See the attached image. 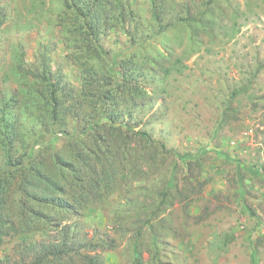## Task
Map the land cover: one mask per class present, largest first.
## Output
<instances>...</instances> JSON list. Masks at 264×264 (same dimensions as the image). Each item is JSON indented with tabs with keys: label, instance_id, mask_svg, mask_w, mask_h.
<instances>
[{
	"label": "rangeland",
	"instance_id": "obj_1",
	"mask_svg": "<svg viewBox=\"0 0 264 264\" xmlns=\"http://www.w3.org/2000/svg\"><path fill=\"white\" fill-rule=\"evenodd\" d=\"M69 3L0 0V173L14 178L2 216L19 231L4 236L0 264L63 238L80 248L49 264H135V249L140 264H264V0H100L90 32ZM107 87L117 91L107 115L130 109L117 122L154 143L107 134L141 160L103 156L113 186L76 204L59 163L77 162L72 138ZM7 148L60 179V206L25 198Z\"/></svg>",
	"mask_w": 264,
	"mask_h": 264
},
{
	"label": "trees",
	"instance_id": "obj_2",
	"mask_svg": "<svg viewBox=\"0 0 264 264\" xmlns=\"http://www.w3.org/2000/svg\"><path fill=\"white\" fill-rule=\"evenodd\" d=\"M99 1L100 0H92L91 5L88 6L86 5V0H70L69 8L74 10L75 14H77L80 23L83 25L84 30L86 31L88 30L90 32L91 28L90 16L93 15L91 7ZM151 12L152 19L156 21V12L154 10H152ZM162 30H165V28L160 27L158 28L157 32H160ZM47 83L49 85L51 84V82L48 80ZM56 91L57 88L52 87L50 89L52 100L50 115L52 120H56L57 107L59 105V102L55 95ZM115 94H117V91L112 87H107L104 90L102 88L100 90L98 95L101 96L98 103V110H96L95 112V119L93 118L89 121H86V123L83 125V129L80 131V135L72 138L73 146L78 147L77 151H73L72 153V157H75V160L77 162L70 161L64 164L58 162L59 168L61 169V178L64 177V175H69L70 179L67 178V182L69 183V185H71V188L73 185L76 187V189H78L77 195H75L76 190H73L74 193L72 194V198L76 204L81 201L86 202L88 198L94 197L98 194L100 195V190L102 189V187L109 189L113 186L110 183H112L114 169L112 166L110 168H104L105 162L103 160V156H105L106 154H110L111 157H116L114 163L119 162L118 160H122L123 162L132 163L134 167L135 164H138L141 160L137 149L133 145H130L128 143L124 144V142H121L120 147H110L109 142H107V134H110L115 138L121 136L125 141L127 140V142L129 141V138L134 135L138 145L146 146L149 143H154L148 132L142 130H134V127L128 125L127 121L117 122V117L122 115L125 116L126 114L129 115L130 109H127V111L126 109L124 111L119 110V112H117L116 114L114 111H110L107 115L106 111L108 105H106L105 103L109 101L110 105H115L117 98V95L115 96ZM130 103L131 102H127V104ZM102 118H104L106 122L99 125V120ZM3 120L4 119L1 117L0 123H3ZM59 120L61 122V125L65 122V118ZM115 122H117L118 125ZM10 154V148H7L6 164L8 166H12L15 173H19L18 176L21 179V182L18 184V187L21 188L25 198L27 200H30V202H38L41 205H49L50 203H52V205L56 204L57 206H60V202L53 201L55 199V197H53L54 194H56L57 192L63 193L65 190L63 189L64 185L61 183L60 179H53L52 177H49L48 175L42 173L39 165H36L37 162L33 161V154H29L27 165H24L22 161H12V157ZM118 154H122V157H118ZM177 156L182 159L188 158L187 154ZM84 175V183H80L82 182V178ZM13 179L14 178L12 171L3 173L2 175L0 173V244L3 242L4 236L9 235L10 232H19L15 228V222L11 219L10 216H2L4 215L2 214V212L4 210H7V207L4 205L7 200L5 198L7 188L9 187V185H11ZM172 186L173 177H170L166 181L164 190L162 191V198H167ZM19 223L21 225L22 221H20ZM66 233H68V231H66ZM72 245H66V241L64 238L60 243H47L45 246L43 245L42 247H40V251L35 252L32 261H25L24 264H49L53 263L55 260H62L63 257L67 255L72 249L78 250L80 248L77 246L76 249ZM139 256L140 255L135 249V264H140ZM93 259L94 258L92 257H87L89 264H98V262Z\"/></svg>",
	"mask_w": 264,
	"mask_h": 264
}]
</instances>
